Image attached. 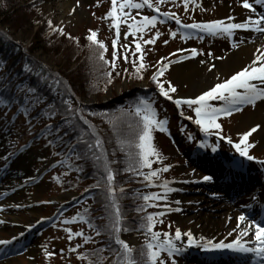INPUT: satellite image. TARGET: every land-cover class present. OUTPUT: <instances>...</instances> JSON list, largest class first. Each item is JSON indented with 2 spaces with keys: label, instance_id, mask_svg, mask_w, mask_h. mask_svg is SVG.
<instances>
[{
  "label": "rangeland",
  "instance_id": "1",
  "mask_svg": "<svg viewBox=\"0 0 264 264\" xmlns=\"http://www.w3.org/2000/svg\"><path fill=\"white\" fill-rule=\"evenodd\" d=\"M63 2H65V5L61 7V3ZM68 2L70 3L67 4ZM250 2L254 4V0H250ZM153 4L156 5L157 0H153ZM24 5H27V7L24 8ZM158 6L160 7V11H171L175 13L176 16L182 17L185 22H189L223 19L232 16V14H230L231 11L242 8V0H189L187 10L181 0H159ZM257 6L258 5L254 4V7ZM110 7L111 0H80L79 5L76 4V0H21L15 6L16 14L14 25L12 23L13 26L16 24L15 27L17 29L11 28L5 24H0V30L14 41L23 42L26 45L37 43L40 49L35 50L33 55L52 69L64 68L67 65V67L71 69L77 63L76 59L77 61L79 59L75 46L76 41L78 38L80 41H84L86 39L85 35L89 29L93 30L95 28L98 37H100L98 39L103 40L106 46L104 52L105 56L113 60L112 40L116 38V29L111 25V18H103ZM73 9H75V11H73ZM124 11H128L130 16L138 19L140 16L148 15V13L151 12L146 6L139 10H129L125 8ZM49 19H51L53 27L58 25L62 26L63 33L51 31L47 24ZM159 19L154 27L151 25L148 26L143 34L137 32L135 37L131 34L125 37L124 33L128 30L127 24H120L119 38L117 39L116 45L117 49L115 50V66L123 70L122 73H125V76L124 78L122 77L120 81H118V77L112 80L111 87H108V91L102 96L103 102L110 103L113 100L110 98L114 96H111L113 92H116L118 94L117 96L121 98L127 94H131L138 88L140 90L143 88H150V90L158 89L155 82L151 81V73L155 70L154 66L161 57H164L165 61H173L162 77L165 81L170 80L176 88V92L170 93V95L174 98L195 97L200 93L195 94L192 92L190 80L187 78H180L181 75L176 73L178 71L176 68L181 69L187 61L206 57L209 53H211V55L216 54L222 48L233 50L238 43V33L235 32H233L232 37L221 34L209 38L195 36L189 39H182L178 37L174 23L171 22V20L166 21L161 19L164 21L161 23ZM157 30L160 35L156 37L154 44L146 45L142 43L143 40L151 37ZM170 32H176V35L171 36L169 34ZM69 34L71 37L77 38L76 41L75 39H70ZM42 37L46 42L42 41ZM134 39L141 42V48L145 53L143 62L146 67L142 70V76L130 73L135 70L133 61L140 56V53L135 51ZM164 41L168 42L165 44ZM124 46H127V50H125ZM193 48L197 49V56L189 58L187 52ZM178 49L182 51H177ZM170 53H172V55H169ZM181 56H184L185 59H179ZM125 57L127 58L125 59ZM136 62L139 63L140 61L136 60ZM129 86H131V88ZM85 101L93 102L95 100L92 98L91 100ZM213 101L218 102L219 100ZM149 104L155 112L156 119L160 117L165 118L169 128V135L165 134L157 127L152 129L150 144L157 149L163 159L157 160L155 157L149 158L152 160V166L154 167H161L166 164L171 165L166 171H161L158 176L153 177L152 182L148 185L149 187L155 188L152 192L167 197V199H156L157 201H155L154 198L149 199L152 205L151 209L156 211L158 215V217H154L155 224L153 230L161 233L168 232L174 236L175 229L179 227L183 235V233H186L194 227V223L190 220L180 221L179 219L181 217L197 215L202 209L210 214L214 209L218 208V204L207 207L206 203L203 201V199H209V195L214 192L216 184L212 183L213 185L211 184V187L214 188L209 191L208 189H204V187H200L202 188V193L196 195V187L201 186L200 182L197 181L202 180L201 177L207 174L202 171V168L194 164L196 159L191 155V152L195 150L198 152L201 150V147L197 145L198 138H195L194 142L189 143L185 139V135L182 134L185 132L180 130V126L186 122L188 129L193 127V119L191 121L187 118L189 116L193 117L191 109L182 106V108L176 110L169 103L159 98L155 99L154 97ZM255 108L256 103L248 104L229 117H223V115L218 116V118L223 117L217 122L221 124V129H219V131H221L223 135L235 139L238 143L240 139L238 134L252 128L249 124L242 123V117L251 114ZM11 112L13 113V110L9 111L0 107V138L6 145L3 150H0V240L14 242V249L15 246L19 244V249L15 256L9 254V256L0 257V264H87L89 259L79 258V251H70V249H73L77 244L81 243L80 239L75 234L72 235V239H68L69 233L66 231V229H71L73 232V230L85 228L82 224L66 227L58 222L54 225L43 226L40 235H37L35 232L36 229H34L32 235L25 243L19 242L25 234H29L39 223L46 221L53 215L60 206L69 204V211L66 212L69 217L70 215L72 216V212H83V210L89 208H91V210L95 209L92 211L93 215L98 214L99 211H97V209L100 205L96 201L85 199L84 201L89 200L86 205L83 203V205L80 204L76 209L73 208L70 210L73 205L72 203L75 201L73 193L69 194L70 190H64L60 186L58 178L60 173L59 168L48 170L50 163L56 159L57 155L55 149H53L49 143V137L46 134L36 137V131L41 127L40 123L35 120H28V117L24 116L23 113L11 115ZM180 118H183L181 122L179 120ZM116 120L118 123L121 122L119 117H116ZM104 123L107 124L106 122ZM254 132L250 134V137H248L246 141L252 145L248 150L257 155V157H264V145H256V139L253 138ZM212 142L210 147L208 146L207 149H202L201 151L208 153L211 151L216 153L219 157L228 159L231 152L229 144L221 138L212 140ZM213 145H216L219 151H212ZM19 149H22L25 153L30 152L33 155V159L27 166L28 171L39 172L41 170V173L32 176V174L28 175L23 172L21 176H14V181H18L16 186H12L13 183L11 182L3 184V181L6 179L5 167L14 159L12 156L13 153L17 152ZM15 172H17V170ZM194 173L201 174V176L199 179L193 180L189 188H180L178 186L180 180ZM257 176L259 177V173H257ZM258 177L256 183L261 184ZM24 180L25 183L22 184ZM164 181H167L168 187L173 189L171 192H166L160 187ZM156 188L159 190H156ZM259 188L260 185L258 190ZM18 191L22 192L28 199L26 201L14 199L11 203H6V201ZM241 196L243 198L246 197L245 194ZM254 197H256V193ZM177 201H179V203H177ZM200 201L201 203H199ZM17 205H19V207H17ZM165 205H167V207H165ZM233 205L235 206L236 204ZM177 208H179L180 211H176ZM160 213H163V215H160ZM133 214V212L129 213L128 217H136V215ZM195 220H197V218H195ZM229 220L234 224L235 218L231 217ZM37 221H39V223H37ZM215 223L219 224L220 220L216 219ZM27 225H31V227L29 228ZM216 232L218 233L219 230ZM131 233L139 235L136 237V241H130L128 239L127 235ZM89 234H93L92 230L89 231ZM13 236H15L16 239L13 240ZM146 236L147 233L142 230L134 231L130 229L129 231L121 233V238L132 248L139 247L141 243H144L146 241ZM205 236L212 242L219 239V242L222 240L228 243L236 239V234L233 233L232 229L221 232L215 236L206 233ZM150 238V236H147V239ZM193 238L195 239V237ZM176 243L182 248V252L183 250H188V246L192 247L195 245H189L187 243V238L182 244V236ZM1 245L3 244H0V246ZM78 249L80 251L83 250L82 247ZM92 249V246L85 248V250L90 252ZM45 251L52 252L53 255L46 257ZM5 253L4 247L2 254ZM173 258L177 260V264L191 263L188 256L182 257L181 255ZM159 259H163L165 264H170V259L167 257L166 253H162ZM107 263L108 262L105 261V264Z\"/></svg>",
  "mask_w": 264,
  "mask_h": 264
},
{
  "label": "trees",
  "instance_id": "2",
  "mask_svg": "<svg viewBox=\"0 0 264 264\" xmlns=\"http://www.w3.org/2000/svg\"><path fill=\"white\" fill-rule=\"evenodd\" d=\"M17 1L0 0V24L16 28V24L13 25ZM88 35L89 32L86 33L84 41L75 39L79 59L78 61L76 59L77 63L74 67L70 69L67 65L55 70L35 58L33 52L40 49L37 43L26 45L14 41L0 30V65H3L0 67V99L15 102L24 110L27 108L28 117L43 122L42 125L48 131L52 147L58 156L63 158L61 165L65 171L59 177L61 186L65 190L89 192L93 201L99 203L98 214H92L95 209L83 210L88 231V234L84 235L91 237L85 241H90L93 249L90 252L83 248L81 252L89 259V264H97V261L99 264H105V261L110 264L112 257L109 256V249L116 250L118 246L113 236L106 230L110 201L107 198L104 165L107 164L113 171L112 187L115 189L114 195L124 218L122 228H142L141 225L146 223V216L155 212L150 207V200L144 201L143 196L148 195L155 188L148 186L152 180L149 182L143 175L137 173L142 172L146 175L156 167L151 164L149 169L147 166L138 167L133 164L134 170L126 169L129 167L131 157L136 156L139 151L136 144L142 122L141 117L135 114V107L144 97L159 94L155 90H151L149 94L146 88L142 90L138 88L121 98L113 92L111 96H114L110 97L113 100L110 103L103 102L102 96L108 91V87H111L112 80L118 77L120 81L125 73H122L123 70L119 67H113L111 58H107L105 54L103 59L100 58L101 49L87 39ZM98 38L100 37L97 33ZM41 39L46 42L43 37ZM103 51L105 52V49ZM24 63L29 64L32 68L31 72L23 69ZM130 73L137 74L135 70ZM41 75L45 77L44 80L39 79ZM53 78L59 79L60 83L56 84ZM25 86L38 89L43 97L39 104L30 106V101L26 99L30 94L26 93ZM92 98L95 101H85ZM64 100H70L73 108H78L80 111L75 114L66 111ZM47 105H53L57 110V115L50 120L44 115L48 111ZM81 116L84 119H81ZM116 117L121 119L120 123L117 122ZM50 122L51 127H49ZM57 128L59 132L56 131ZM96 139L101 141L99 147L95 145ZM96 157L100 158L99 161ZM138 208L142 211H138ZM131 212L136 217L129 218ZM90 230L93 234H89ZM142 246H145V243L133 248V257L138 258L137 253ZM104 257L108 259L105 260Z\"/></svg>",
  "mask_w": 264,
  "mask_h": 264
},
{
  "label": "snow or ice",
  "instance_id": "3",
  "mask_svg": "<svg viewBox=\"0 0 264 264\" xmlns=\"http://www.w3.org/2000/svg\"><path fill=\"white\" fill-rule=\"evenodd\" d=\"M80 0H76V4L79 5ZM185 9L187 10L189 6V0H181ZM264 3V0H254L255 5H261ZM254 4L250 2V0H242L243 8L249 10L250 14L245 17L241 22H231L234 20V17L229 16L223 19H213L208 21L202 22H195L193 21L191 24H183L182 27L184 29H194L200 30L201 32L212 34V35H221L226 34L228 37L233 36L234 30L237 29H244V30H254L264 34V12H261L259 15H256V7ZM145 5L149 8L155 7V11L157 13L160 12L159 0H157V4H153V0H111V7L105 13L104 19L111 18V25L116 29V38L112 40L113 45V61H111L112 66L115 67V57H116V45L117 39L119 38V26L121 23L127 24V31L124 33V36L127 37L131 34L133 37L136 36L137 32L143 34L148 26H155L159 17L157 15H144L140 19H136L135 17L130 16L128 11H124L125 8L132 10V9H142ZM75 11V9H73ZM163 17L172 18L176 21L177 24H180L181 21L175 13L170 11H165L162 13ZM130 21V22H129ZM228 21V22H226ZM159 22L163 23V20ZM47 24L51 31L56 32L59 31L63 33L62 26H52V21L49 19ZM89 35L87 39L92 42L93 44L98 45L101 49L99 56L101 59L104 58V49L105 44L103 40L97 39V31L89 29ZM171 36H175L176 32H170ZM160 35L159 31L157 30L146 40H143V44H154L156 37ZM191 33L185 32L184 35L181 37L182 39L190 36ZM70 39H76L75 37H71L69 34ZM168 41H164L166 44ZM133 43L135 44V51L140 53V56L136 58L140 62L137 63L136 60L133 61V67L136 70L138 75L142 76V70L146 67L144 60L145 53L141 48V42L139 40L134 39ZM125 50H127V46H124ZM177 51H182L178 49ZM191 56L197 55V49L193 48L190 50L189 53ZM169 55H172L170 53ZM211 55V53H209ZM127 57H125L126 59ZM179 59H185L184 56L179 57ZM164 61V62H162ZM173 61H165L164 57H161L157 62L155 70L151 73V80L155 82L156 87L159 89V93L166 97L169 100H173L177 106L181 104H187L192 107L195 113V123L200 126L201 130L207 132L208 129H221V124L217 123L218 116H228L231 115V112L239 110L236 105L240 104H254L256 100L264 97V88H260L257 86L256 83L253 81H261L264 82V49H257V54L255 55L253 61L250 65H246L245 67L241 68L239 71H236L234 74L229 76L228 78L215 83L213 86L209 87L207 90L202 91L199 95L195 97H178L174 98L170 93L176 92L175 86L172 82L165 81L162 77L165 75L166 70L169 68L170 64ZM204 63V61H201ZM3 67V65H0ZM23 69L27 72H31L32 68L29 66L28 63H24L22 65ZM210 68L215 67L214 65H209ZM110 75V74H109ZM39 79L44 80L45 77L41 75ZM56 84H59V79L53 78ZM109 82H111L109 80ZM238 89H242V91H238ZM26 93L30 94L26 96V99L30 101V106L39 104L43 97L39 94L38 89L32 86H25ZM213 100H220L224 101L223 104L217 106L215 104L210 103ZM9 101L6 99H0V104H7ZM63 104L67 106L66 111H71L73 114L79 112L78 108H73V105L70 100H64ZM48 111L44 113L46 117L50 118L57 115V110L54 108L53 105H47ZM26 117L29 116L28 109L26 108L23 113ZM135 114L141 117L142 128L138 135V142L136 147L139 149L136 156L131 157V161L129 163V167L126 170H134L132 165L135 164L138 167H145L147 166L151 169L152 160L149 157H155L157 160L163 159L162 155L157 151L155 147L150 144L151 139V131L154 127L159 128L161 131H166L167 129L164 127L167 123L165 119H156L155 112L152 109L151 105L145 101L140 100L135 107ZM183 114V113H182ZM84 119L83 116L80 117ZM189 120H192L193 117H187ZM67 122V121H65ZM87 122V121H86ZM51 122L49 123V127H51ZM260 125H255L250 128L248 131H245L239 135V142L233 143V141L225 136L224 139L228 141L229 144H233L236 152H238L241 156L246 157L248 160H253L255 157L249 155L248 148L252 145L247 143V138L250 134L256 131ZM59 132V128L56 129ZM216 136H220L221 133L217 131L215 133ZM188 139H193L191 133L188 134ZM51 143V141H49ZM201 147H206L205 141L200 140L197 141ZM101 141L96 139L95 145L99 147ZM91 147V146H89ZM212 150L216 151V146H212ZM131 156V154H130ZM99 161V157H96ZM106 171V187H107V198L110 201L109 204V222L107 231L109 235L113 236L115 244L118 246L116 250L109 249V256L112 257V261L110 264H165L163 259H159L162 253H166L167 257L170 259V264H177V260L173 257L182 251V248L179 247L176 241H179L182 232L179 227L175 229L174 236L168 232H159L155 231L154 229V216L156 214L150 213L146 216V223H143L141 227L147 233V236H150V239L145 241V246H142L138 253L137 257H133V248L129 246V244L121 238V231H129L128 228H122V221L123 216L121 214V210L119 208L116 196L114 195L115 189L112 187L114 175L111 168L104 165ZM171 165H164L162 168L150 170L146 175L142 172H138V175H143L145 180L151 182L153 177L158 176L161 171H166L170 168ZM194 171V170H193ZM202 180L208 181L211 180L212 177L209 175H204L201 177ZM99 186V184H97ZM166 192H171L173 189L168 187V182L164 181L163 184L160 185ZM215 195V194H213ZM154 199H167L166 196H160L155 192H152L148 195L143 196L144 201H148L149 198ZM179 203V201H177ZM19 207V205H17ZM167 207V205H165ZM138 211H142V209L138 208ZM176 211H180L179 208ZM163 215V213H160ZM79 218L80 220H84L85 217L77 213L76 217H72L70 219L76 220ZM43 219V218H42ZM238 222L244 221L245 216L243 214L237 217ZM39 223V221H37ZM249 224L253 225L254 227V239H255V247H251L247 245V242H241V237L237 236L231 243H225L224 241H220L217 243H213L211 240H207L204 242L203 247L205 249H231L236 252L240 253H254L255 257L257 258H264V226L260 223H256L254 221H249ZM27 227H31V225H27ZM92 227V225H89ZM249 228H241V235H248ZM69 233L68 239H72V230L66 229ZM77 236H83L82 232L74 233ZM99 234V233H95ZM22 235V233H21ZM187 237V243L189 245L198 244L200 241H197L193 238V234L191 231L183 233ZM12 239H16L15 236ZM85 240L91 239V237H84ZM201 241H204V237L200 238ZM9 240H0V244H9ZM77 248L79 245L76 246ZM70 251H75V248L70 249ZM52 252L45 251V256L50 257L52 256ZM79 258L87 259L83 252L79 253ZM105 260L108 257H104ZM99 264V261H97Z\"/></svg>",
  "mask_w": 264,
  "mask_h": 264
},
{
  "label": "bare ground",
  "instance_id": "4",
  "mask_svg": "<svg viewBox=\"0 0 264 264\" xmlns=\"http://www.w3.org/2000/svg\"><path fill=\"white\" fill-rule=\"evenodd\" d=\"M65 2L61 3V7L64 6ZM68 2L67 4H69ZM62 10V9H59ZM232 15H234V22H241L245 17H247L250 13L246 10H236L231 11ZM240 35L238 36V39H240V43L235 47V49H227L222 48L220 49L216 54L208 55L206 57L200 58V59H194L187 61L182 67L176 68L178 71V75H181L180 78H187L190 80L192 85V92L197 94L201 93L202 91L207 90L209 87L213 86L215 83L222 81L232 74H234L236 71H239L241 68L245 67L246 65H250L253 61L255 55L257 54V49H264V37L262 36H252L251 34L238 32ZM201 61H204V63H201ZM209 65H214L215 67L210 68ZM179 67V66H178ZM257 84L258 87L264 88V82L261 81H253ZM242 120L243 124H249L250 127H253L255 125H260L259 128L256 129V131L253 134V138L256 139V145L261 146L264 145V97H261L258 99V102L256 103V108L254 111L249 115H244ZM4 141L0 138V150H3L5 148ZM203 156H199L202 163L204 165H220L223 164V162H226L224 159H216L214 158H208L202 159ZM33 159V155L30 152L25 153L24 155L20 156L16 159L15 162H13L14 169H17L18 171L25 172L26 174L30 175L32 172L28 171V164ZM230 164V163H229ZM208 166L206 168L207 175L214 176L215 170L214 168H211ZM11 169V167H10ZM9 169V170H10ZM20 172H17V174ZM18 176V175H16ZM201 174L194 173L190 175L187 178H184L183 180H180L178 183V186L180 188H189L191 182L195 179H199ZM222 175L220 173H217V177L220 178ZM14 176H7L6 179L3 181V184L6 182L13 183L12 186H16L18 181H14ZM255 179L252 178L251 181ZM197 182H201L202 186L208 187L210 186V182H207L205 180H198ZM257 188V184L253 186L251 191H255ZM196 192L199 191L201 193V188H196ZM18 191L15 193L12 197H10L6 203H11L16 200L20 201H26L28 198L24 196L22 192ZM249 193L248 191H246ZM198 193V194H199ZM196 194V195H198ZM204 203H206L207 207H210L212 204L210 203V200H204ZM202 201V202H203ZM208 202V203H207ZM201 203V201L199 202ZM243 204H251V200H245L244 202L238 203L235 206H224L219 205L217 209L213 210L212 213L205 212L201 207V212L197 213V215H193L190 217H181L180 221H193L194 227L191 230L193 237L197 241H200V243H204L208 240V238L205 236L206 233L212 234V236L218 235L221 232H226L228 230L233 231L234 234L237 236H240L241 238L243 235H241V228H245V224H238L237 223V217L243 213L242 210L239 211V207ZM200 208V207H199ZM231 217L235 218L234 224L231 220H229ZM197 218V220H195ZM219 219L220 223H215V220ZM219 232L217 233L216 231ZM187 231V232H188ZM128 239L130 241H136V237L139 235L136 233L128 234ZM236 236V237H237ZM204 237V241H201L200 238ZM185 237L182 235V244L185 242ZM222 238V237H221ZM245 238V237H243ZM219 239L215 240L213 243H217ZM178 242V241H176ZM181 244V245H182Z\"/></svg>",
  "mask_w": 264,
  "mask_h": 264
}]
</instances>
